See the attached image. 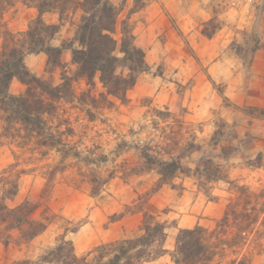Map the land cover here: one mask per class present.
<instances>
[{"label":"rangeland","instance_id":"rangeland-1","mask_svg":"<svg viewBox=\"0 0 264 264\" xmlns=\"http://www.w3.org/2000/svg\"><path fill=\"white\" fill-rule=\"evenodd\" d=\"M41 1L0 0V54L6 43L26 51ZM47 1L42 19L58 27L50 44L62 46L75 36L83 0ZM146 1L131 14L134 0H110L115 37L128 17L151 67L126 102L108 96L98 76L81 77L70 50L60 65L26 53L31 73L53 87L66 76L70 87L52 97L13 80L10 93L28 94L30 113L46 111L40 126L0 109V201L29 202L30 217L47 224L26 238L0 217V264H60L44 257L63 241L98 264V247L141 237L146 221L166 226L165 252L136 264H174L180 230L197 226L215 251L209 264H264V0ZM212 20L220 29L207 36ZM189 144L185 173L161 184L145 155L168 161ZM207 160L224 180L196 175Z\"/></svg>","mask_w":264,"mask_h":264},{"label":"trees","instance_id":"trees-1","mask_svg":"<svg viewBox=\"0 0 264 264\" xmlns=\"http://www.w3.org/2000/svg\"><path fill=\"white\" fill-rule=\"evenodd\" d=\"M50 4L49 1L42 0L37 6L38 17L28 31L26 51L23 49L24 46L8 45V43L4 45L0 54V109L11 112L23 123L40 126L43 123L40 114L46 111L33 115L30 113L32 101L28 94L12 95L10 87L13 80L18 79L22 83L36 85L49 96H60L63 89L70 87L69 78L64 76L63 85L53 87L28 70L24 57L26 53H44L48 56V65H60V57L64 50L72 52L73 61L79 66L78 73L81 77L92 81L98 76L108 96L126 102L128 92L135 87L140 75L151 71L145 51L136 44L130 19L127 17L121 22L120 38L117 39L115 34L118 25V8L110 0H83L80 3L83 15L77 25L74 38L62 46H53L50 41L58 33V27L55 24H47L42 19V15L48 12L47 6H51ZM146 5V0H134L130 13H136ZM214 23L215 20H212L204 30L207 36L220 29L219 23ZM75 43H78L79 47H75ZM42 103L39 102L41 105ZM194 149H196L195 145L189 144L176 158L168 161L146 154V164L149 166L147 168L157 170L161 184H172L178 173H185L182 160ZM195 173L205 175L207 180L213 182L226 178L221 167L211 160L204 161L201 167L196 168ZM173 186L176 188L175 185ZM206 186L200 182V189L209 193ZM92 193L97 195L98 190L93 188ZM31 213L32 205L29 202L9 208L0 201L2 221H8L7 227L18 229L26 238H35L47 228L44 221L30 217ZM143 229L144 234L137 239L98 247L94 251L97 253L95 260L98 264H136L135 262H141L144 258L155 256L156 252L158 255L164 253L163 244L167 239L166 226L160 222L146 221ZM106 257L109 258L104 261ZM214 257L215 251L208 243L203 227L180 230L172 254L174 264H209ZM44 260L47 263L56 261L60 264H93L86 258L78 257L70 241L60 243L48 252Z\"/></svg>","mask_w":264,"mask_h":264}]
</instances>
